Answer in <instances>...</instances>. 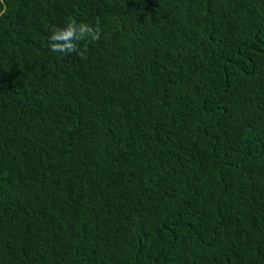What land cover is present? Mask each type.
Instances as JSON below:
<instances>
[{
  "label": "trees",
  "instance_id": "16d2710c",
  "mask_svg": "<svg viewBox=\"0 0 264 264\" xmlns=\"http://www.w3.org/2000/svg\"><path fill=\"white\" fill-rule=\"evenodd\" d=\"M0 264H264V0H0Z\"/></svg>",
  "mask_w": 264,
  "mask_h": 264
},
{
  "label": "clouds",
  "instance_id": "9594fccd",
  "mask_svg": "<svg viewBox=\"0 0 264 264\" xmlns=\"http://www.w3.org/2000/svg\"><path fill=\"white\" fill-rule=\"evenodd\" d=\"M90 38L92 41L100 39V29L84 23L77 24L69 21L63 28H54L49 37V47L54 53L72 54L83 57L84 51L79 48L78 42Z\"/></svg>",
  "mask_w": 264,
  "mask_h": 264
}]
</instances>
